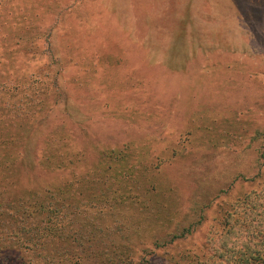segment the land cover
<instances>
[{"label":"rangeland","instance_id":"obj_1","mask_svg":"<svg viewBox=\"0 0 264 264\" xmlns=\"http://www.w3.org/2000/svg\"><path fill=\"white\" fill-rule=\"evenodd\" d=\"M234 1L0 0V226L49 192L70 227L48 248L80 237L86 264H226L227 230L256 242L264 5Z\"/></svg>","mask_w":264,"mask_h":264},{"label":"trees","instance_id":"obj_2","mask_svg":"<svg viewBox=\"0 0 264 264\" xmlns=\"http://www.w3.org/2000/svg\"><path fill=\"white\" fill-rule=\"evenodd\" d=\"M232 1L234 5H237L234 0ZM243 1L257 6L264 5V0ZM46 194V197L41 200L37 198L35 202L30 200L28 203L21 201V204L10 207L11 213L3 219L0 226V234H7L4 239L8 241L7 245L0 247V264H86L83 254L86 248H80L83 245L80 237L73 239L78 250L73 251L70 247L67 250H64L66 248L59 250L48 248L58 229L63 237L65 228L70 226L66 222L63 226L61 222L66 218L59 214L64 205L54 202L51 193L46 192ZM64 209L68 214L70 207L67 206ZM255 215L259 216L257 213ZM260 226H264V217H261ZM67 240L68 238L65 239L66 245ZM255 240L256 242L249 245L241 234L227 230L218 248L213 249L214 256L217 259L224 258L226 264H264V230L257 231ZM21 241L31 244L30 257L27 259L22 257L20 248L10 246L11 244L20 245ZM68 243L71 242L68 241Z\"/></svg>","mask_w":264,"mask_h":264}]
</instances>
